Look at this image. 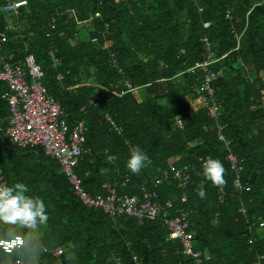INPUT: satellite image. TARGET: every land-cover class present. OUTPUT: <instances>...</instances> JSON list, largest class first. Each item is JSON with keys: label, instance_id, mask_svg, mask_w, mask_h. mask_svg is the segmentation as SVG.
Masks as SVG:
<instances>
[{"label": "trees", "instance_id": "1", "mask_svg": "<svg viewBox=\"0 0 264 264\" xmlns=\"http://www.w3.org/2000/svg\"><path fill=\"white\" fill-rule=\"evenodd\" d=\"M10 1L0 0L4 54L19 64L34 56L69 124H85L91 153L77 169L84 188L97 197L105 183L126 182L123 194H139L145 186L177 206L187 195L183 207L205 264H264V230L254 225L264 221V0H26L18 16L3 12ZM204 37L217 58L229 54L212 66L222 72L213 100L201 92L205 74L189 71L205 59ZM104 43L117 53L124 75L110 64ZM127 80L142 97L126 93ZM8 93L0 83V129L9 125ZM214 104L217 115L210 110ZM136 146L149 157L139 174L126 166ZM231 153L243 160L249 192L235 185ZM207 157L223 163L222 185L202 174ZM171 161L188 168L187 189L174 180L155 189V178L170 171ZM0 170L9 186L24 183L29 196L42 199L49 216L34 229L0 224V242L24 240L11 253L0 246V264H194L179 243L167 242L162 220L139 225L83 206L59 162L41 147L22 149L0 135Z\"/></svg>", "mask_w": 264, "mask_h": 264}, {"label": "built area", "instance_id": "2", "mask_svg": "<svg viewBox=\"0 0 264 264\" xmlns=\"http://www.w3.org/2000/svg\"><path fill=\"white\" fill-rule=\"evenodd\" d=\"M26 0L10 1L3 5V12L12 16H18L20 10L27 7ZM202 11V9H200ZM227 19L232 20L233 16L229 12ZM211 23H206L205 28H210ZM242 36H237V48L240 49ZM7 42L6 37L0 36V83L7 85L9 93L3 96L10 107L9 125L6 129H0V135L9 143L19 148H39L41 147L45 154L55 159L61 165L62 173L66 175L71 186V192L79 199L83 206L89 210H101L111 218L119 216L126 219H134L139 225L146 222H156L162 220L168 231L167 242L179 243L182 253L193 259L194 264H205L206 257L195 249V234L191 231V221L189 211L183 207L187 203V195L180 199V205L177 206L173 200L162 203L156 190H149L142 186L139 194H123L121 189L126 186L118 181L105 183L103 185L104 194L94 197L83 185L82 179L77 173L82 158L90 154L86 147L87 128L82 122H75L70 125L65 118V113L60 103L51 95L43 84L45 74L42 67L39 66L34 58L30 55L26 58L24 64H19L13 55L4 54V44ZM204 48V61L197 62L191 68L190 72L202 71L204 75V85L201 92L213 100L215 88L213 83L222 75L221 71H212V66L216 65L229 54L217 58L214 52L213 42L204 37L201 40ZM103 50H110L109 62L122 75L125 74L124 68L119 65V57L113 52L109 44L104 43ZM51 56H54L51 53ZM58 61H56L57 63ZM126 93H132L139 97L140 89L133 86L130 80L125 82ZM126 93H123L125 95ZM218 104L211 106V111L217 115L219 112ZM115 132L122 134L123 130L116 125L113 118L107 114ZM180 129H184L182 121H178ZM222 129V128H220ZM220 139H224L223 135ZM230 167L236 172L235 185L242 193L251 190L250 185L244 186L242 182V171L244 170L243 160L236 154L231 153L228 156ZM204 163V160H201ZM174 162L170 163V171H164L154 180L155 189L164 183L174 180L177 181L178 187L187 189L189 185L190 174L188 168L180 169L173 167ZM0 185L9 186L7 178L0 170ZM223 193V189H220ZM223 199V198H221ZM259 225V230H264V221L255 222ZM251 229V228H250ZM253 231V229H252ZM255 239L250 238L249 243L252 245ZM24 241L16 238L11 241L0 242V246L7 253H11L15 247H21ZM165 253V251H163ZM63 251H59V255ZM119 263V261H118Z\"/></svg>", "mask_w": 264, "mask_h": 264}, {"label": "clouds", "instance_id": "3", "mask_svg": "<svg viewBox=\"0 0 264 264\" xmlns=\"http://www.w3.org/2000/svg\"><path fill=\"white\" fill-rule=\"evenodd\" d=\"M146 162H149V157L139 146H136L131 149L126 166L132 173L139 174ZM202 169V174L208 181L216 185L224 183L225 169L219 159L207 157ZM28 191L29 189L24 183H15L11 186L0 185V224L13 226L19 224L25 228L34 229L38 224L42 225L48 221L49 216L45 202L42 199L29 196ZM198 195L200 198L205 197L203 185L198 189ZM19 248L15 247L13 250Z\"/></svg>", "mask_w": 264, "mask_h": 264}, {"label": "rangeland", "instance_id": "4", "mask_svg": "<svg viewBox=\"0 0 264 264\" xmlns=\"http://www.w3.org/2000/svg\"><path fill=\"white\" fill-rule=\"evenodd\" d=\"M118 1H121V0H118ZM78 22V21H77ZM82 38H84V39H86V37H87V34H85V31H82ZM140 95H141V97H142V95H143V91H142V89L140 90Z\"/></svg>", "mask_w": 264, "mask_h": 264}, {"label": "crops", "instance_id": "5", "mask_svg": "<svg viewBox=\"0 0 264 264\" xmlns=\"http://www.w3.org/2000/svg\"><path fill=\"white\" fill-rule=\"evenodd\" d=\"M126 219V218H125Z\"/></svg>", "mask_w": 264, "mask_h": 264}]
</instances>
